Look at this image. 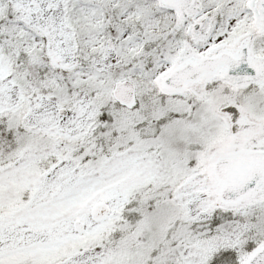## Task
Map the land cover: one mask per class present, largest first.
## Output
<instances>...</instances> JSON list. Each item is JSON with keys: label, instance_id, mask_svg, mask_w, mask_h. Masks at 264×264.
Returning a JSON list of instances; mask_svg holds the SVG:
<instances>
[{"label": "snow or ice", "instance_id": "obj_1", "mask_svg": "<svg viewBox=\"0 0 264 264\" xmlns=\"http://www.w3.org/2000/svg\"><path fill=\"white\" fill-rule=\"evenodd\" d=\"M0 264H264V0H0Z\"/></svg>", "mask_w": 264, "mask_h": 264}]
</instances>
